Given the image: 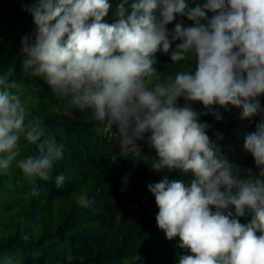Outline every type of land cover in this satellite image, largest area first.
<instances>
[{
	"label": "clouds",
	"instance_id": "9594fccd",
	"mask_svg": "<svg viewBox=\"0 0 264 264\" xmlns=\"http://www.w3.org/2000/svg\"><path fill=\"white\" fill-rule=\"evenodd\" d=\"M127 2L107 23L109 0H36L28 9L33 38H22L25 70L72 108H91L93 119L114 126L123 153L139 155L138 141L144 142L156 153L153 171L192 175L187 183L165 176L148 185L158 229L169 241L178 238L183 250L178 264H264V121L243 144L258 174L222 155L207 135L210 126L200 122L209 114L220 120L217 108L240 109L242 120L264 111V0H205L194 7L188 0H135L130 14ZM177 16L192 25L178 22L170 32ZM157 52L172 65L194 59L195 66L160 73ZM17 88L0 76V170L19 156L23 140L37 154L21 159L19 168L33 183L46 181L63 145L41 139L40 122L27 119ZM64 182L56 177L57 187ZM5 264H13L10 256Z\"/></svg>",
	"mask_w": 264,
	"mask_h": 264
},
{
	"label": "trees",
	"instance_id": "16d2710c",
	"mask_svg": "<svg viewBox=\"0 0 264 264\" xmlns=\"http://www.w3.org/2000/svg\"><path fill=\"white\" fill-rule=\"evenodd\" d=\"M35 2L0 0V76L18 84L12 91L20 96L27 119L39 120L42 140L63 145V158L54 162L48 180L33 183L18 165L28 155H36L37 147L22 140L19 156L8 170H0V264L9 256L13 264H178L183 250L177 247L178 238L169 241L158 229V208L148 185L165 176L187 183L192 175L178 170L153 171L156 153L144 142L138 141L139 155L123 153L118 137L110 140L105 133L108 123L93 119V109L72 108L42 78L25 70L22 38H33L35 24L28 9ZM121 2L113 0L105 22L117 21ZM133 2L125 4L126 14ZM204 2L188 0L190 7ZM178 22L185 27L193 23L186 16H177L167 25L170 32ZM155 59L154 67L164 74L195 66L194 59L172 65L170 56L162 52ZM260 103L264 109V96ZM179 104H184L183 99ZM192 107L204 111L200 103ZM215 110L220 112V120L211 114L200 117V122L210 126L206 130L210 140L229 161L258 174L254 158L243 144L244 136L264 121V111L242 120L240 109ZM59 175L65 182L57 187ZM241 222H247L246 218ZM68 256L73 259L68 261Z\"/></svg>",
	"mask_w": 264,
	"mask_h": 264
},
{
	"label": "built area",
	"instance_id": "2783aa9c",
	"mask_svg": "<svg viewBox=\"0 0 264 264\" xmlns=\"http://www.w3.org/2000/svg\"><path fill=\"white\" fill-rule=\"evenodd\" d=\"M105 133L108 134V138L111 140L114 136L118 137L116 133V129L114 126H111L109 124L106 125Z\"/></svg>",
	"mask_w": 264,
	"mask_h": 264
},
{
	"label": "rangeland",
	"instance_id": "374dc122",
	"mask_svg": "<svg viewBox=\"0 0 264 264\" xmlns=\"http://www.w3.org/2000/svg\"><path fill=\"white\" fill-rule=\"evenodd\" d=\"M109 3H110V5H112L113 4V0H109ZM180 68H183L184 70H186V68H184V67H178V68H175L174 70H171V71H169V72H174V71H176V70H178V69H180ZM192 68V67H191Z\"/></svg>",
	"mask_w": 264,
	"mask_h": 264
}]
</instances>
